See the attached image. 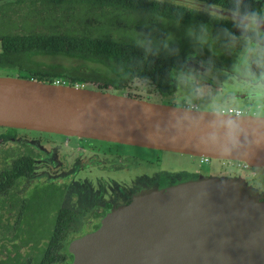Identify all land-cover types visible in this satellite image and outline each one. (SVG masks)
<instances>
[{
    "label": "flooded vegetation",
    "instance_id": "obj_1",
    "mask_svg": "<svg viewBox=\"0 0 264 264\" xmlns=\"http://www.w3.org/2000/svg\"><path fill=\"white\" fill-rule=\"evenodd\" d=\"M184 1L215 5L229 11V18L162 0H132L129 5L113 3L114 0H0V59L4 41L35 39L32 36H102L138 43L184 60L182 67L172 72V90L164 94L194 87L198 95L206 91L200 100H241L253 114H262L264 0ZM155 2L180 9L181 16L163 15L152 7ZM91 7L102 8L100 20L104 23L90 34ZM44 15L54 20L62 15L70 29L61 33L42 28L22 30L21 25L31 27L34 19ZM77 22L85 25L82 34L71 31ZM46 55H35L33 59L37 62L39 56ZM226 61L232 62L224 66ZM41 63L42 70L55 64ZM83 66L89 68L90 64L79 67L86 71ZM1 68L18 70L24 76L37 71L33 63L27 69L18 64ZM138 82H146L158 91L155 84L139 77L131 80L127 88ZM132 146L0 126V264H73V241L97 230L103 218L129 204L141 188L159 183L164 187L200 175L198 170L195 175L163 183L149 170L135 180H120V176L141 164L135 161ZM146 158L153 161L152 157ZM259 194L264 198V192Z\"/></svg>",
    "mask_w": 264,
    "mask_h": 264
},
{
    "label": "water",
    "instance_id": "obj_2",
    "mask_svg": "<svg viewBox=\"0 0 264 264\" xmlns=\"http://www.w3.org/2000/svg\"><path fill=\"white\" fill-rule=\"evenodd\" d=\"M162 1L229 18L215 5ZM91 86L0 76V126L264 168V115L226 114ZM73 243V264H264V198L238 174L152 184Z\"/></svg>",
    "mask_w": 264,
    "mask_h": 264
},
{
    "label": "trees",
    "instance_id": "obj_3",
    "mask_svg": "<svg viewBox=\"0 0 264 264\" xmlns=\"http://www.w3.org/2000/svg\"><path fill=\"white\" fill-rule=\"evenodd\" d=\"M113 3L129 5L132 0H114ZM151 5L156 11L170 18L181 16L180 9L174 6L158 2ZM28 38L25 37L20 41H4L0 66L18 64L27 69L29 64L33 63L37 71L29 77L45 82H53L58 77H62L80 83H92L99 89L126 92L129 82L139 77L155 84L160 93H167L172 90L173 70L181 68L184 61L167 51L150 49L138 43L102 36L48 37L41 35L32 36L35 38L33 40H27ZM46 54L75 58L80 63L70 66L55 63L46 65L48 69L42 70L40 68L44 64L35 62L33 57ZM87 63L90 64L89 71H81L79 67ZM128 94L131 95L130 92Z\"/></svg>",
    "mask_w": 264,
    "mask_h": 264
},
{
    "label": "rangeland",
    "instance_id": "obj_4",
    "mask_svg": "<svg viewBox=\"0 0 264 264\" xmlns=\"http://www.w3.org/2000/svg\"><path fill=\"white\" fill-rule=\"evenodd\" d=\"M102 9V8H101ZM101 9L97 7H91L90 9V17L91 22L89 23V29L90 34L93 32L98 31V29L101 27L100 25H103V21L100 20L101 16ZM105 18V17H104ZM122 19V18H119ZM34 23L30 26L24 27L21 25L23 31H29V30H35L42 28L43 31H55L57 33L65 32L69 27L67 28V21L62 16L59 15L57 19H49L48 17L41 16L38 19L33 20ZM102 21V22H101ZM110 21V20H109ZM81 22H77V25L72 27V32L74 33H80L82 34L83 28L85 25ZM149 25V24H148ZM130 28V26H129ZM176 28V27H174ZM219 60H221L222 55H219L217 57ZM38 61L50 64V63H61L66 66H70L72 64H75L77 61L73 58L66 57V56H39ZM232 62V61H230ZM230 62L222 63L225 64L224 66L228 65ZM24 76V74H20L18 70H8L5 68L0 69V76ZM181 76V75H179ZM95 85V84H93ZM91 88V85L89 86ZM137 88V89H136ZM155 87H153L150 84H147L146 82H138L134 83L133 85L129 86L125 91V93H138L139 95H146L144 97L145 99H150L155 102H162V103H169V104H175V105H187V104H194L196 102V106L199 109H208V110H215V111H221L222 108L227 107L229 105L241 107L244 110L245 114H253V110L247 108L245 106L244 102L241 100L239 101H230L225 102L224 99H213L211 100H200L201 95H205L206 91L201 90L198 93H196V90L194 87H190L189 91L184 90H177L173 93L169 94H162L156 90H154ZM202 93V94H201ZM140 98V97H139ZM183 103V104H181ZM259 115V114H257ZM264 115V111L262 114ZM134 147L136 152V158L135 161H140L138 165L136 164V167H133L130 172L127 173V175L120 176V180H127L130 181L132 178L135 180V177L138 175L140 177H143L144 174H148L149 170H152L156 176L157 179L162 181L163 183L166 181H170V179L174 178H184L191 175H195L200 170V176H210V175H242L245 176L248 182L254 186V188L257 190V192H264V168H252L245 166L244 162L240 161H231V160H225V159H212V158H206L202 157V161H200V157L189 155V154H183L179 152H173V151H165V150H158V149H152L142 146H132ZM152 157L153 161H148L146 157ZM204 158V159H203ZM133 159V163L134 162ZM151 162V163H150ZM216 169V171L214 170ZM217 170H220L221 172L226 173H218ZM197 171V172H196ZM212 171L210 175L204 174L206 172ZM229 172V174L227 173ZM197 178V177H195ZM188 179V178H187ZM173 182V181H172ZM158 184V183H157ZM159 187H162V185L159 183ZM136 188V187H135ZM258 192V193H259Z\"/></svg>",
    "mask_w": 264,
    "mask_h": 264
},
{
    "label": "built area",
    "instance_id": "obj_5",
    "mask_svg": "<svg viewBox=\"0 0 264 264\" xmlns=\"http://www.w3.org/2000/svg\"><path fill=\"white\" fill-rule=\"evenodd\" d=\"M54 84H66V85H73L76 87H88L90 85H93L92 83H87V82H83L80 83L78 81H73L69 78H62V77H58L57 79H55L53 82ZM222 113H226V114H234V115H243L244 110L241 107H235V106H227L222 108V110L220 111ZM246 166V164H245Z\"/></svg>",
    "mask_w": 264,
    "mask_h": 264
}]
</instances>
